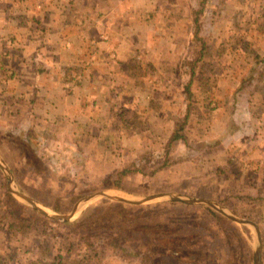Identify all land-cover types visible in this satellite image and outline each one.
I'll use <instances>...</instances> for the list:
<instances>
[{"label": "crops", "instance_id": "obj_1", "mask_svg": "<svg viewBox=\"0 0 264 264\" xmlns=\"http://www.w3.org/2000/svg\"><path fill=\"white\" fill-rule=\"evenodd\" d=\"M197 7L0 0V130L33 131L57 153L131 169L159 150L160 136L175 144L188 117L184 179L212 187L198 198L264 218V0H207L216 12L202 20L200 42Z\"/></svg>", "mask_w": 264, "mask_h": 264}, {"label": "rangeland", "instance_id": "obj_2", "mask_svg": "<svg viewBox=\"0 0 264 264\" xmlns=\"http://www.w3.org/2000/svg\"><path fill=\"white\" fill-rule=\"evenodd\" d=\"M197 59L193 57L195 63ZM208 60L216 62L213 56ZM217 62L222 63L221 58ZM75 82H80L79 76H72ZM207 91L209 100L215 98L213 90ZM37 140L0 130V157L12 171L16 188L51 212L67 214L78 200L103 190L132 198L163 192L211 196L212 187L198 183V178L184 179L190 156L184 152L183 141L169 144L167 133L157 138L161 144L157 152L149 150L137 160L144 173H136L133 167L134 173L124 178L119 175L125 167L96 165L89 161L95 158L57 153ZM7 183L0 170V264H56L53 260L61 264H254V231L206 206L163 201L129 206L94 200L72 221L58 222L62 227L53 228L50 222L55 221L11 195ZM219 203L232 210L230 200ZM241 208L239 204L234 208L244 214L240 217L259 220L264 264V218L248 216ZM15 220L26 228L15 226ZM9 226H13L11 232ZM84 255L89 259L83 260Z\"/></svg>", "mask_w": 264, "mask_h": 264}, {"label": "water", "instance_id": "obj_3", "mask_svg": "<svg viewBox=\"0 0 264 264\" xmlns=\"http://www.w3.org/2000/svg\"><path fill=\"white\" fill-rule=\"evenodd\" d=\"M0 170L8 178L7 184L11 195L21 200L23 203L28 205L30 208H32L42 217L55 222L69 223L81 211V209L84 206H86L88 203L94 200H107L129 206H142L152 201H163V202L180 203L187 206L209 207L210 209L221 214L228 220L237 223L239 225L250 227L254 231L256 237V246L254 249V264L263 263V236L259 225L252 220L244 219L236 215L231 209H229L228 207L224 206L223 204L217 201L210 199H199L173 192H169V193L163 192L148 196L132 198V197L118 196L111 190H103L81 198L75 203L71 211L68 212L67 214H59L56 212L49 211L39 202L31 198L30 196L22 193L18 188H16V183L13 173L9 169L7 164L4 163L1 157H0Z\"/></svg>", "mask_w": 264, "mask_h": 264}, {"label": "trees", "instance_id": "obj_4", "mask_svg": "<svg viewBox=\"0 0 264 264\" xmlns=\"http://www.w3.org/2000/svg\"><path fill=\"white\" fill-rule=\"evenodd\" d=\"M197 1H198V7L195 8L194 11H193V18H194V24H195V27H194L195 33H194V35H195V39L198 42H200V40H201L200 33H201V31H202V29L204 27L202 20L203 19H207V21H208V19H209L208 17H213V15L215 14L216 11H209V7L207 9V7H206L207 0H197ZM207 28L210 29L209 27H207ZM204 29H206V28H204ZM187 93H188V96H190L189 89H187ZM187 123H188V117H186L185 120H183V122H180L177 125V129L175 130L174 134L171 137V142H173V141H184L183 132H184V130L186 128ZM19 132L20 133H18V135L22 134L24 138H30L31 140L37 138L38 142L42 141V144L44 142V139H40L42 137L39 136L40 137L39 138L38 135L35 134L33 131H27L26 133H24V132L22 133L21 131H19ZM12 134L14 135V133H12ZM42 144H41V146H42ZM135 165L136 164L132 165V167H135L134 171L143 174L144 173V169H142L140 167H137ZM132 172H133V170L129 169L128 167H125L123 169V171L120 173L119 178H121V177L124 178V177L128 176ZM119 187H120L119 183L115 184V188H119ZM120 207H122V205H120ZM50 223L51 224L53 223V226H52L53 228L54 227H57V228L58 227H62V224H60L58 222H50ZM14 225L15 226L19 225L21 229H25L26 228L24 222H20V224H19V222L15 220ZM28 227H31V224H29ZM12 228H13V226H9L8 232H11L10 229H12ZM12 231H14V229ZM46 232H47V228H45V230H44V233H46ZM91 249H93V247H91ZM82 257H83V260L84 259H86V260L89 259L88 255H84ZM53 263H55V262H53Z\"/></svg>", "mask_w": 264, "mask_h": 264}, {"label": "bare ground", "instance_id": "obj_5", "mask_svg": "<svg viewBox=\"0 0 264 264\" xmlns=\"http://www.w3.org/2000/svg\"><path fill=\"white\" fill-rule=\"evenodd\" d=\"M77 216V215H76Z\"/></svg>", "mask_w": 264, "mask_h": 264}]
</instances>
